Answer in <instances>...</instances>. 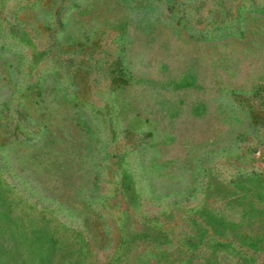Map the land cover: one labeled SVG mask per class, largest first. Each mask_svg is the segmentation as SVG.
Listing matches in <instances>:
<instances>
[{"label": "rangeland", "instance_id": "obj_1", "mask_svg": "<svg viewBox=\"0 0 264 264\" xmlns=\"http://www.w3.org/2000/svg\"><path fill=\"white\" fill-rule=\"evenodd\" d=\"M0 264H264V0H0Z\"/></svg>", "mask_w": 264, "mask_h": 264}]
</instances>
